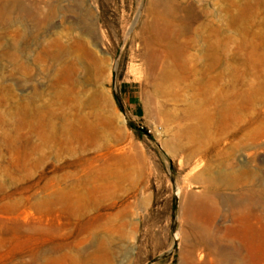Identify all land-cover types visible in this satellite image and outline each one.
Wrapping results in <instances>:
<instances>
[{
  "label": "rangeland",
  "instance_id": "obj_1",
  "mask_svg": "<svg viewBox=\"0 0 264 264\" xmlns=\"http://www.w3.org/2000/svg\"><path fill=\"white\" fill-rule=\"evenodd\" d=\"M10 1L0 264H214L264 221V0Z\"/></svg>",
  "mask_w": 264,
  "mask_h": 264
},
{
  "label": "bare ground",
  "instance_id": "obj_2",
  "mask_svg": "<svg viewBox=\"0 0 264 264\" xmlns=\"http://www.w3.org/2000/svg\"><path fill=\"white\" fill-rule=\"evenodd\" d=\"M220 179L224 180L225 175H221ZM254 219L255 222L245 211L235 212V222L229 227L231 244L219 240L211 243L207 240L209 235L207 229L203 230L200 239L212 247L215 255L214 264H264V221L260 215Z\"/></svg>",
  "mask_w": 264,
  "mask_h": 264
},
{
  "label": "crops",
  "instance_id": "obj_3",
  "mask_svg": "<svg viewBox=\"0 0 264 264\" xmlns=\"http://www.w3.org/2000/svg\"><path fill=\"white\" fill-rule=\"evenodd\" d=\"M10 3H24V4H28L27 0H13V1H10ZM35 4H38V2H36Z\"/></svg>",
  "mask_w": 264,
  "mask_h": 264
}]
</instances>
